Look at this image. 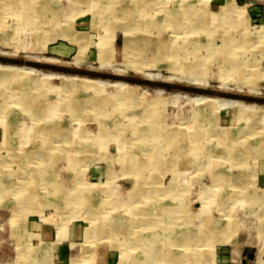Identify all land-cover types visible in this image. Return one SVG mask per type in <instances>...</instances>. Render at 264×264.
Listing matches in <instances>:
<instances>
[{"label":"rangeland","instance_id":"rangeland-1","mask_svg":"<svg viewBox=\"0 0 264 264\" xmlns=\"http://www.w3.org/2000/svg\"><path fill=\"white\" fill-rule=\"evenodd\" d=\"M20 1L0 264H264V0Z\"/></svg>","mask_w":264,"mask_h":264},{"label":"bare ground","instance_id":"bare-ground-1","mask_svg":"<svg viewBox=\"0 0 264 264\" xmlns=\"http://www.w3.org/2000/svg\"><path fill=\"white\" fill-rule=\"evenodd\" d=\"M21 1H23V0H21ZM20 1V2H21ZM24 2V1H23ZM117 2H119V1H117ZM31 3V2H30ZM19 4V3H18ZM29 5H31V4H29ZM122 5V4H121ZM35 7V6H34ZM32 9H33V7H32ZM111 9H112V7H111ZM125 11H127V10H125ZM124 12V11H123ZM122 12V13H123ZM117 14V13H116ZM210 14V13H209ZM119 15V14H118ZM31 16V15H30ZM29 16V17H30ZM113 16V15H112ZM121 16V15H120ZM72 38V37H71ZM73 40V39H72ZM6 68V69H5ZM17 68L16 67H14V66H1L0 65V72H1V74H2V72H3V74H13V73H16L17 72ZM26 70H29V69H27L26 68ZM30 70H32V69H30ZM16 71V72H15ZM159 77V76H158ZM157 77V78H158ZM150 78V77H149ZM16 79V78H15ZM3 81V80H2ZM4 83V82H3ZM115 83V82H114ZM29 97V96H28ZM27 99V98H26ZM201 99H209V98H201ZM228 100V99H227ZM220 101H222V100H220ZM224 101V100H223ZM222 103V102H221ZM231 103V105L232 106H234V102L233 101H231V102H229V104ZM234 103V104H233ZM240 104V103H239ZM245 105V104H244ZM231 106V107H232ZM240 106V105H239ZM236 107V106H235ZM2 108V107H1ZM4 108V107H3ZM13 119V118H12ZM54 122V121H53ZM52 126V125H51ZM14 128V127H13ZM31 128V127H30ZM29 128V129H30ZM28 129V130H29ZM14 130V129H13ZM8 131V130H7ZM40 134V133H39ZM53 136V135H52ZM49 138V137H48ZM50 139V138H49ZM54 139V138H53ZM61 139V138H60ZM123 139V138H122ZM17 140V139H16ZM47 141V140H46ZM49 141V140H48ZM56 143V142H55ZM12 144V143H11ZM52 144V143H51ZM45 145V144H44ZM54 145V144H53ZM47 149V148H46ZM24 158V157H23ZM39 165V164H38ZM44 170V169H43ZM45 172V171H44ZM118 189V188H117ZM142 189V188H141ZM114 191V190H113ZM133 192H134V190H133ZM142 193V192H141ZM139 194V193H138ZM140 195V194H139ZM84 201V200H83ZM125 201H127V200H125ZM84 214V213H83ZM168 240H170V239H168ZM177 241V240H176ZM161 244V243H160ZM170 246H172V245H170ZM162 250V252L161 253H159V251H155L154 249H152V255H153V257L155 258V259H159V260H161V261H163V259H165V262H164V264H177V262L176 261H174V260H169V259H167V258H169V257H167V258H165V255H167V252H163L165 249L163 248V249H161ZM170 255H172V256H174V253L173 254H170ZM180 255V254H179ZM173 259H175V257H173ZM174 261V262H173ZM188 263V262H187Z\"/></svg>","mask_w":264,"mask_h":264},{"label":"water","instance_id":"water-1","mask_svg":"<svg viewBox=\"0 0 264 264\" xmlns=\"http://www.w3.org/2000/svg\"><path fill=\"white\" fill-rule=\"evenodd\" d=\"M0 61H4V62H9V63H19L18 61H15V60H11V59H7V58H2V57H0ZM140 83H144V84H149V82L148 81H140ZM165 85V84H164ZM165 86H168V85H165ZM204 91V93H207L205 90H203ZM248 99H252V98H248Z\"/></svg>","mask_w":264,"mask_h":264},{"label":"crops","instance_id":"crops-1","mask_svg":"<svg viewBox=\"0 0 264 264\" xmlns=\"http://www.w3.org/2000/svg\"><path fill=\"white\" fill-rule=\"evenodd\" d=\"M235 3L237 6H239V5L243 6V0H235Z\"/></svg>","mask_w":264,"mask_h":264}]
</instances>
